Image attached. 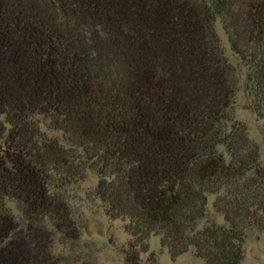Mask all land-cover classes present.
<instances>
[{
    "label": "trees",
    "instance_id": "trees-1",
    "mask_svg": "<svg viewBox=\"0 0 264 264\" xmlns=\"http://www.w3.org/2000/svg\"><path fill=\"white\" fill-rule=\"evenodd\" d=\"M219 27L264 130V0H0V264L62 262L66 189L89 170L127 264L153 236L173 258L243 264L264 166Z\"/></svg>",
    "mask_w": 264,
    "mask_h": 264
},
{
    "label": "rangeland",
    "instance_id": "rangeland-1",
    "mask_svg": "<svg viewBox=\"0 0 264 264\" xmlns=\"http://www.w3.org/2000/svg\"><path fill=\"white\" fill-rule=\"evenodd\" d=\"M219 33L226 55L235 64L239 74L234 114L247 125L251 140L259 146L260 161L264 166L263 124L251 109L246 89L247 69L231 50L221 27ZM43 130L46 131V126H43ZM97 181L98 175L89 170L84 180L66 189V199L78 229L69 238L62 235L55 237L53 250L62 260L60 264H127L124 255L131 236L125 230V221L110 217L104 204L94 195ZM213 200L214 196L210 195V207ZM245 248L243 264H264V232L251 233L246 239ZM142 257L141 264H203V261L192 252L173 258L168 250L161 246L159 236L150 238L149 250L143 253ZM153 259L154 262L151 261Z\"/></svg>",
    "mask_w": 264,
    "mask_h": 264
}]
</instances>
